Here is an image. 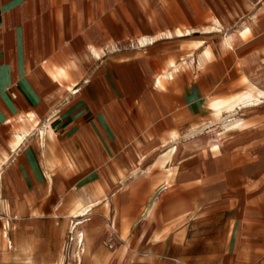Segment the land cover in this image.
<instances>
[{
  "label": "rangeland",
  "instance_id": "obj_1",
  "mask_svg": "<svg viewBox=\"0 0 264 264\" xmlns=\"http://www.w3.org/2000/svg\"><path fill=\"white\" fill-rule=\"evenodd\" d=\"M92 12V30L97 40L116 39L118 44L115 52L107 51L102 59L108 70L106 77L109 83L112 80L117 84L113 72H116L115 67L125 59V55L142 56L149 74L153 69L157 72L168 69L170 59L177 62L174 78L164 86H157L155 91H148L145 97V100L162 107L163 115L157 124L140 119L137 106L127 105L125 92L123 94L118 85L116 91L111 83L108 85L104 92L108 98L107 113L111 128L104 134L111 135L104 137L103 133L99 134L100 140L96 144L99 163L90 176L97 181L106 173L114 184H118L111 188L107 206L104 201L93 208L92 219L85 227L87 234L93 236L99 234L100 223L103 222L105 228L108 223L116 222L117 231L106 227V233L96 243V255H102V264H120L119 260H115L117 257L109 252L118 247L119 236L124 229L125 235L134 238L131 252L125 254V262L129 258L130 264H139L144 259L146 264H157L167 256L160 255L154 246L147 248V245L155 231L173 227L177 218L190 209L191 204L185 195L186 182L194 171L201 168V164L220 163L233 168L225 171L228 185L241 191L244 198L255 193L256 179L258 188L264 189V89H253L245 77L251 70L264 73V0H94ZM213 16L222 19L223 27H215ZM250 21L255 24L251 35L237 37L232 46L223 43L228 34H237ZM176 27L183 30L190 28L191 31L181 36L162 35L140 52L136 48L138 45L133 44V39L139 34ZM206 48L213 51L210 57H204ZM246 60L248 65H244ZM186 61L189 66L184 67ZM145 72V77L150 79ZM151 85L152 82H149ZM235 95L259 97L261 103L216 117L210 103ZM241 115L253 125L225 134L221 149L212 150L209 141L217 139H210L209 136L216 137L219 131H224L226 123ZM192 130L197 131V135L191 134ZM172 131L179 134L182 144L176 156L179 167L163 158V154L172 148L169 138ZM104 147L111 150V156L103 155ZM102 166L106 167V172L101 169ZM164 179L167 188H162ZM90 189L92 187L76 188L73 196H84ZM194 190L200 191V188L194 186ZM71 196L72 192L67 190L63 198L66 200ZM55 199L56 196L52 195L49 202L32 204V209L51 211ZM79 200L82 203L87 201L86 198ZM65 204L56 211L60 215L58 218L22 219L21 226L15 229L21 234L18 237L25 238L36 248L37 264H57L62 254L63 264H88L86 256L80 263L71 254L69 218L65 217L68 211L63 210ZM223 206L224 220L228 223L235 216L237 203L227 202ZM107 207L111 209L110 219L106 218ZM51 221L58 222V227L62 226L59 228L62 231L60 236L54 234L56 242L49 239ZM10 226L12 239L13 229ZM26 231L34 236L35 241L25 236L28 235L24 234ZM49 251L50 254L45 256ZM7 264L12 263L8 261Z\"/></svg>",
  "mask_w": 264,
  "mask_h": 264
},
{
  "label": "crops",
  "instance_id": "obj_2",
  "mask_svg": "<svg viewBox=\"0 0 264 264\" xmlns=\"http://www.w3.org/2000/svg\"><path fill=\"white\" fill-rule=\"evenodd\" d=\"M93 7L94 0H0V157L7 158L0 170V198L6 197L13 209L14 243L21 236L15 230L21 226L20 220L58 218L56 211L64 202L65 217L69 218L77 199L85 200L95 185H106L108 192L118 185L106 173L97 181L90 178L99 160V134L111 128L105 94L110 83L115 91L118 85L125 92L127 105L137 106L140 119L157 124L162 118L161 105L145 100L148 91L156 90L155 76L161 72L153 69L149 74L142 56L125 55L113 72L116 85L107 81L108 70L102 61L107 52L86 70L68 69L67 63L84 45L104 47L116 41L97 40L92 30ZM147 46L136 48L140 52ZM63 66L69 73L63 85L74 79L82 82V75H91L78 99L67 101L69 90L54 77ZM24 130L27 136L18 144ZM103 155L111 156V150L104 147ZM101 169L107 171L104 166ZM231 169L220 163H203L191 174L185 194L190 209L173 227L155 231L147 245L167 256L157 264H264V189L258 188L256 179L255 193L244 198L241 191L228 185L225 171ZM194 186L200 191L195 192ZM79 187L92 189L84 196H73ZM67 190L72 196L65 200ZM52 195L56 196L53 210L32 209V204L49 202ZM227 202L237 203L235 216L228 223L223 211ZM0 215L4 223L3 212ZM56 223L51 221L49 229V239L55 242L54 234L62 227ZM102 223L96 241L106 233ZM24 234L34 239L28 231ZM47 253L45 256L50 251ZM124 260L120 259V264Z\"/></svg>",
  "mask_w": 264,
  "mask_h": 264
},
{
  "label": "bare ground",
  "instance_id": "obj_3",
  "mask_svg": "<svg viewBox=\"0 0 264 264\" xmlns=\"http://www.w3.org/2000/svg\"><path fill=\"white\" fill-rule=\"evenodd\" d=\"M213 20L215 23V27H217V28L223 27V21L219 16H213ZM254 30H255V24L253 21H250V22L244 24L238 30L237 34L236 33L228 34L224 38L223 43L227 46H232L234 40L237 37H248L249 35H251L254 32ZM190 31H191L190 28H186L183 30V29L177 27V28H170V29L163 31V32H160L158 34H146L145 33V34L136 36V38L133 39V44L143 47V46H147L149 44H153L162 35L181 36V35H185V34L189 33ZM117 48H118V44L114 40L111 41L109 44H107L104 47L103 46H96L94 44L84 45L81 51H79L76 54H73L72 58L67 63V67H68V69H72V70L79 69V68H81V69L88 68L93 63H95V62L97 63L98 59L102 58V54L106 53L107 51H110L111 53L115 52ZM212 54H213V51L211 48H206L204 50V57H210ZM183 64H184V62H183ZM244 65H248V60H246L244 62ZM187 66H189L188 61L185 62L184 67H187ZM177 67H178L177 62L173 59H170L168 61V69H166L165 71H163L161 73L156 74L154 82L158 86H164L167 80L174 78L175 72H177ZM255 67H257V66L255 65ZM68 69L63 66V67L59 68L58 71L54 75V77L57 79V81L60 82L61 84L65 82L64 79L69 77ZM246 69H247V67H246ZM100 73H102V72H100ZM245 77H246L247 82L252 86L253 89H255V90H259V88L264 89V73L262 71H252V70L247 71ZM90 78H91V75H88V76H85L83 78L82 82L81 81L79 82V81L74 79L73 83L70 82L71 84H68V85L62 84V87L68 89L69 93H70V95L67 98V101L72 100V99H78L80 92L83 89L84 83L87 82L88 80H90ZM260 103H261V99L259 97L235 95V96L230 97V98L215 99L210 103V106H211V109H212V112L214 113V115H216V117H221L224 112L232 113V112L236 111L238 108L256 107ZM218 121H221V119ZM252 125H253V122L249 121L246 118V116H244V115H241L239 117L237 116L236 118H234L231 121H229L228 123H226L224 131H219L218 135L216 137H212V136L210 137L209 136L210 139H214V138L217 139L216 141H212V140L209 141L208 140L209 144H210L211 148H220V144L223 141V138H224L223 136L225 134H230V133L235 132V131L248 129ZM195 132H197V131L192 130L191 134L197 135V133H195ZM26 133H28V132L26 130H24L23 134H20L18 136L17 143L20 142L21 140H23L27 136ZM208 135H210V134H208ZM198 138H200V137H198ZM184 139H185V137H184ZM184 139H182V140L184 141ZM170 140L172 141V144L170 145V147L172 146V148L166 152L164 151L165 153L163 154V158L165 160H167L169 163H171L172 165L179 167L176 163V156H177V154L180 150V147L182 145L181 141H180L179 134L177 132L172 133L170 136ZM8 151H9V153H11L13 151V148H11V147L8 148ZM6 161H7L6 156L0 157V170L3 168ZM132 179H133V177H132ZM167 185L168 184L166 183V180L164 179L162 188L166 187ZM111 194L112 193L108 192V188L106 185L97 184L93 187V191L86 196V199H87L86 203H82L79 199H77L74 208L71 210V213L69 215V222H68V226H70L69 230L71 233L70 239L72 241L70 250H71L72 256L75 257L76 260H78L80 263H82V261L84 259L83 257L86 256L88 259V264H102V255H100V256L96 255V249H97L96 248L97 247L96 237H97V235H100V234L97 233L93 236H89L85 230V227L87 225V222L92 219L91 214H92L93 208L96 205H98L99 203L104 202V201H106V206H107V204H109V202H110ZM152 206H153V204L150 205L149 208L151 209ZM113 208H114V206H113ZM106 210H107L106 218L110 219L111 218L110 217V215H111L110 210L111 209L107 207ZM0 212H3V222H4V223H2V227H0V264L2 262L7 263L8 261H10L12 264H37L38 261H36L35 248L32 245V243L23 237H17L16 242L14 243L13 239H11V237H10L8 229H9V225H10V218H14L13 217L14 213H13V209H12V207H11V205L8 202L6 197L0 198ZM128 213H129V211H128ZM126 223H127V221H126ZM106 227H109V229H111V231H113V232L117 231L116 222L108 223V225H106ZM121 228H123V227H121ZM145 231H147V230H145ZM61 232L62 231L58 229L55 234H57L59 237ZM119 238H120V243H119L118 247L115 250L109 252V254L112 256H115V258L117 257L119 260L120 259L122 260V258L125 259V254H127L128 252H131L130 250L132 248V245H134V238L130 237L129 235H125V229H124V232L122 233V235L119 236ZM63 263H64V256L62 254L59 257L57 264H63ZM123 264H130L129 258L126 260V262L124 260Z\"/></svg>",
  "mask_w": 264,
  "mask_h": 264
},
{
  "label": "built area",
  "instance_id": "obj_4",
  "mask_svg": "<svg viewBox=\"0 0 264 264\" xmlns=\"http://www.w3.org/2000/svg\"><path fill=\"white\" fill-rule=\"evenodd\" d=\"M2 220V217H1V215H0V221ZM111 247L113 246V245H110Z\"/></svg>",
  "mask_w": 264,
  "mask_h": 264
}]
</instances>
